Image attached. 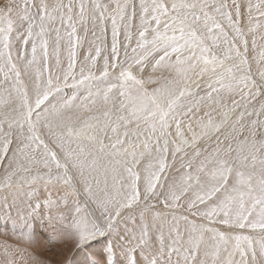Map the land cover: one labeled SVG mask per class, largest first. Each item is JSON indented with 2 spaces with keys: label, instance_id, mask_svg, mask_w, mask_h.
I'll list each match as a JSON object with an SVG mask.
<instances>
[{
  "label": "snow or ice",
  "instance_id": "obj_1",
  "mask_svg": "<svg viewBox=\"0 0 264 264\" xmlns=\"http://www.w3.org/2000/svg\"><path fill=\"white\" fill-rule=\"evenodd\" d=\"M0 169V264H264V0H0Z\"/></svg>",
  "mask_w": 264,
  "mask_h": 264
},
{
  "label": "rangeland",
  "instance_id": "obj_2",
  "mask_svg": "<svg viewBox=\"0 0 264 264\" xmlns=\"http://www.w3.org/2000/svg\"><path fill=\"white\" fill-rule=\"evenodd\" d=\"M49 2H51V0H49ZM252 2L256 3L257 0H252ZM89 39H91V37H89ZM106 40H107V44L110 47V43H111L110 25H109V30H108V33H107ZM101 46H103V42H101ZM65 66H66V61H65ZM39 224H40L39 226H36V232H35V235L37 237L38 243H37V245L29 246L30 249L38 251L41 254L42 258H54V259L62 258V257H52V254L46 251V249H48L49 247H52L54 249L55 248L63 249V246L58 244V243H53L51 245H49L47 243V239L49 237H51L52 235H54V229L58 230V226L55 225L54 222H49V221H42ZM1 237H4V236H1ZM8 239L11 242V236H9ZM25 246H27V245H25ZM63 255L64 256L71 255L70 249L68 251H64Z\"/></svg>",
  "mask_w": 264,
  "mask_h": 264
},
{
  "label": "bare ground",
  "instance_id": "obj_3",
  "mask_svg": "<svg viewBox=\"0 0 264 264\" xmlns=\"http://www.w3.org/2000/svg\"><path fill=\"white\" fill-rule=\"evenodd\" d=\"M0 172H2V169H0ZM5 193L0 190V196H3ZM0 223H2V216H0ZM40 224L38 223L36 226H39ZM45 226V225H44ZM3 236L2 234H0V243H3V241L5 240L4 237H1ZM0 251H2V249H0Z\"/></svg>",
  "mask_w": 264,
  "mask_h": 264
}]
</instances>
